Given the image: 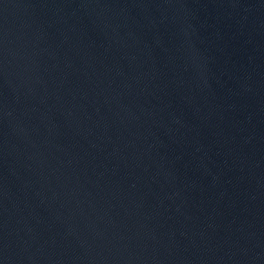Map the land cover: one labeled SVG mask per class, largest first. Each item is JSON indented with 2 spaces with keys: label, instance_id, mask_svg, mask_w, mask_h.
Returning a JSON list of instances; mask_svg holds the SVG:
<instances>
[{
  "label": "water",
  "instance_id": "1",
  "mask_svg": "<svg viewBox=\"0 0 264 264\" xmlns=\"http://www.w3.org/2000/svg\"><path fill=\"white\" fill-rule=\"evenodd\" d=\"M0 264H264V0H0Z\"/></svg>",
  "mask_w": 264,
  "mask_h": 264
}]
</instances>
